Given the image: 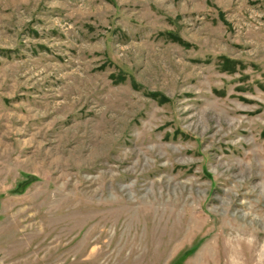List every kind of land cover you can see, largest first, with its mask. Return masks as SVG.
Here are the masks:
<instances>
[{
  "label": "rangeland",
  "instance_id": "obj_1",
  "mask_svg": "<svg viewBox=\"0 0 264 264\" xmlns=\"http://www.w3.org/2000/svg\"><path fill=\"white\" fill-rule=\"evenodd\" d=\"M0 264H264V0H0Z\"/></svg>",
  "mask_w": 264,
  "mask_h": 264
}]
</instances>
